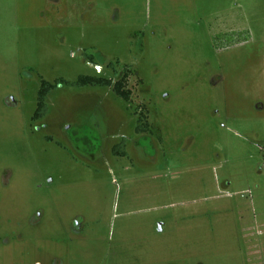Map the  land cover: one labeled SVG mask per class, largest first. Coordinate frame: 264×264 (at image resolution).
<instances>
[{"label": "rangeland", "instance_id": "374dc122", "mask_svg": "<svg viewBox=\"0 0 264 264\" xmlns=\"http://www.w3.org/2000/svg\"><path fill=\"white\" fill-rule=\"evenodd\" d=\"M0 264H264V0H0Z\"/></svg>", "mask_w": 264, "mask_h": 264}, {"label": "trees", "instance_id": "16d2710c", "mask_svg": "<svg viewBox=\"0 0 264 264\" xmlns=\"http://www.w3.org/2000/svg\"><path fill=\"white\" fill-rule=\"evenodd\" d=\"M119 65V63H117ZM108 68L114 71L115 78H104L100 76H82L75 83L66 82L69 86H74L77 88L85 87H102L110 88L116 94V96L123 101L129 103L131 99V92L127 89L128 79L130 76L131 70L129 68H124L123 74L120 76L119 71L116 68L114 63L108 65ZM55 85H51L48 82H43L42 87L38 95V106L35 113L34 119L38 120L44 117L47 113L46 100L49 93L55 88ZM143 119V120H142ZM145 117L144 114H140L139 126L137 128V133L150 132V125L143 124ZM146 121V120H145ZM114 153L118 156H126L125 151L120 152L117 148L114 149Z\"/></svg>", "mask_w": 264, "mask_h": 264}]
</instances>
